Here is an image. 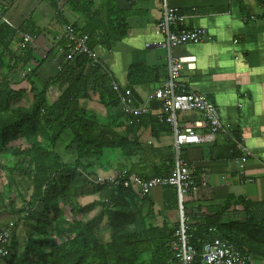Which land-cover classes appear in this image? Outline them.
Segmentation results:
<instances>
[{"label": "trees", "instance_id": "1", "mask_svg": "<svg viewBox=\"0 0 264 264\" xmlns=\"http://www.w3.org/2000/svg\"><path fill=\"white\" fill-rule=\"evenodd\" d=\"M13 2L0 0V18ZM66 9L75 20L64 19L62 12L56 19L85 36L92 50L97 45L112 49L127 32L128 18L114 0H101L98 7L94 0H67ZM27 24L15 29L0 20V216L8 213L12 220L0 227L10 231L0 264H174L169 243L177 224H148L142 235L124 232L134 228L137 219L152 217L145 194L103 184L94 186L96 195L91 201L81 203L73 184L77 168L95 175L96 169H110L118 158L129 161L137 156L140 142L136 134L143 117L131 118V126L122 132L124 114L117 109L118 99L105 67L91 64L80 54L66 59L70 48L64 40L58 42L63 62L57 75L36 82L33 77L46 57L35 61L31 43L19 47L23 33L35 34ZM24 66L31 68L28 75L22 72ZM148 70L138 64L130 66L128 83H142L140 77ZM51 87L57 92L53 99L48 92ZM83 99L114 111L101 118L81 105ZM153 107L160 110L157 102ZM149 121L155 130L161 126L153 117ZM168 129L164 127V131ZM172 164L168 153L160 165L147 172L121 163L117 170L149 179L166 176ZM19 178L29 182L30 192L16 207ZM162 190L164 207L177 209L175 190L170 186ZM237 203L243 204L246 216L223 219L225 211ZM252 207L242 200L230 201L218 212L187 223L189 243L200 254L205 243L219 238L235 246L247 264L250 260L264 263V217L252 216ZM29 219L32 222H27ZM18 223H31L21 242L14 232ZM97 227L104 235L102 240Z\"/></svg>", "mask_w": 264, "mask_h": 264}, {"label": "crops", "instance_id": "2", "mask_svg": "<svg viewBox=\"0 0 264 264\" xmlns=\"http://www.w3.org/2000/svg\"><path fill=\"white\" fill-rule=\"evenodd\" d=\"M101 0H94L99 6ZM128 20V28L123 39L112 49L94 47V52L112 79L121 89L127 90L131 106L139 107L147 95L166 77L165 52L159 47L146 43L159 40L155 25L160 17L159 0H114ZM183 16L185 28L204 29L211 39L199 44H186L175 49L180 56L195 57V69L181 71L178 82L189 89L203 94L216 108L220 122L228 125L229 135L218 133L213 141L187 145L181 148V157L193 169L192 181L196 192L185 197L183 204L189 218L188 223L218 212L230 201L242 200L253 205L250 210L255 218L264 217V0H169ZM67 0H14L0 20L17 29L27 22L28 29L35 31L31 47L35 61L41 62L36 76L39 84L57 75L63 62L61 51L56 49L55 38L61 31L58 22L59 12L68 21L75 16L66 9ZM142 65L148 72L140 77L142 83L130 85L127 74L130 66ZM31 68L24 66L22 72L28 75ZM14 81L17 73L14 74ZM16 88H20L17 86ZM48 90L51 99L55 87ZM56 97V96H54ZM150 104L152 112L146 115H123L121 131L131 126V118H141L137 130L140 147L137 156L129 161L118 158L110 169H96V174L111 175L118 163L135 166L140 172H147L172 154V135L170 127L160 123L152 128L149 118L155 119L159 111ZM81 105L105 118L114 109H106L101 104L80 100ZM158 103V102H157ZM159 105V104H158ZM119 106H118V108ZM116 110V109H115ZM121 111V110H120ZM123 114V113H122ZM180 126L202 119L197 112H179L176 115ZM168 131H164V127ZM203 131V130H199ZM242 146L250 152L245 162ZM83 174L87 179L94 175L77 168V176ZM121 173H125L122 171ZM91 183V182H90ZM164 188V187H163ZM163 188H156L145 194L147 208L153 210L152 217L144 221L137 219L134 228L124 232L136 231L143 234L148 224L161 226L162 223L177 224V209L164 207ZM142 195V194H139ZM140 198V197H139ZM142 200L138 201L140 204ZM256 206V207H255ZM247 211L243 204L237 203L228 208L223 219H242ZM249 264H264L250 260Z\"/></svg>", "mask_w": 264, "mask_h": 264}, {"label": "built area", "instance_id": "3", "mask_svg": "<svg viewBox=\"0 0 264 264\" xmlns=\"http://www.w3.org/2000/svg\"><path fill=\"white\" fill-rule=\"evenodd\" d=\"M160 1V17L155 25V34L159 40L154 43H146L159 47L165 52L166 77L145 98L139 107L131 106V96L123 91L110 74V87L118 99L121 112L127 116H142L152 112L150 104L158 102L160 110L155 115L157 123H165L170 127L172 135L173 164L166 176L143 179L131 173L124 174L114 172L111 175L95 174L88 181L93 186L110 184L112 187L121 186L130 189L137 194H147L153 189L170 186L175 190L177 199V228L174 238L169 243L173 254L174 264H247V258L239 250L226 240L214 238L203 245L200 254H197L186 234L189 218L184 209L186 196L196 192V186L192 181L193 169L181 157V148L187 145H195L202 142L209 143L218 133L229 135L230 128L220 122L215 106L201 93L189 89L178 82L183 69H195V57L191 55L180 56L175 53L177 47L186 44H199L207 42L211 37L204 29L185 28L183 16L178 14V9L172 6L169 0ZM64 40L70 48L66 59L73 54L85 56L91 64L103 67L96 53L87 45V38L76 33L70 24L61 26L59 35L55 38L56 49L62 52L59 41ZM32 36L23 33L19 47L30 44ZM51 90L53 88H50ZM49 89V91H51ZM54 92V91H53ZM52 95V94H51ZM56 96V93H55ZM53 97V96H52ZM55 98V97H53ZM197 112L202 119L191 121L185 126H180L177 121L179 112ZM203 130V131H199ZM242 162L250 156L248 149L242 146ZM10 238L9 228L0 229V258L5 255V247ZM173 264V263H172Z\"/></svg>", "mask_w": 264, "mask_h": 264}, {"label": "rangeland", "instance_id": "4", "mask_svg": "<svg viewBox=\"0 0 264 264\" xmlns=\"http://www.w3.org/2000/svg\"><path fill=\"white\" fill-rule=\"evenodd\" d=\"M24 75H26V73H24ZM12 78L14 77L12 76ZM52 96L53 97L55 96V92H52ZM20 104H23V102L21 101ZM73 184L75 190L78 192L80 196L81 203L89 202L95 197L96 195L95 187L93 186L92 183L88 181V179L83 174L80 173L77 176V170L73 175ZM16 185H17L16 191L18 192V196H15V206L17 207L21 204V198L27 200V196L30 191H29V182L24 178L17 179ZM36 210L37 207L32 211V215ZM9 217L10 215L8 213L0 216V221H1L0 227H4L5 225H10L12 223V220L8 219ZM31 220L32 219H29V221L27 222H30ZM28 224L31 223H26V224L18 223L17 225L14 226L15 227L14 232L20 242L23 239L24 232L30 231L31 225ZM96 234L101 240L104 239L103 237L104 235L102 233L101 228L98 227L96 228Z\"/></svg>", "mask_w": 264, "mask_h": 264}]
</instances>
